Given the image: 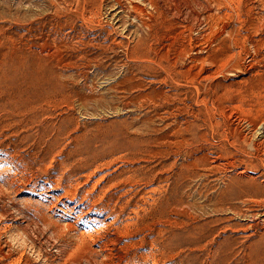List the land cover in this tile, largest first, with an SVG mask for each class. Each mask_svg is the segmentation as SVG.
I'll list each match as a JSON object with an SVG mask.
<instances>
[{"label": "rangeland", "instance_id": "obj_1", "mask_svg": "<svg viewBox=\"0 0 264 264\" xmlns=\"http://www.w3.org/2000/svg\"><path fill=\"white\" fill-rule=\"evenodd\" d=\"M0 264H264V0H0Z\"/></svg>", "mask_w": 264, "mask_h": 264}]
</instances>
